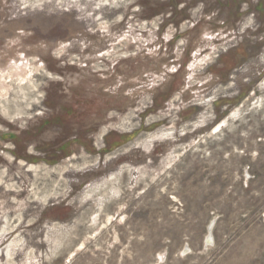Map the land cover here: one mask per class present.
Segmentation results:
<instances>
[{
	"label": "rangeland",
	"instance_id": "1",
	"mask_svg": "<svg viewBox=\"0 0 264 264\" xmlns=\"http://www.w3.org/2000/svg\"><path fill=\"white\" fill-rule=\"evenodd\" d=\"M0 264H264V0H0Z\"/></svg>",
	"mask_w": 264,
	"mask_h": 264
},
{
	"label": "water",
	"instance_id": "2",
	"mask_svg": "<svg viewBox=\"0 0 264 264\" xmlns=\"http://www.w3.org/2000/svg\"><path fill=\"white\" fill-rule=\"evenodd\" d=\"M212 225H213V221H211L209 226H208V233H207V236L205 238V245H210L212 243V235H211ZM185 250H186V248H185Z\"/></svg>",
	"mask_w": 264,
	"mask_h": 264
}]
</instances>
